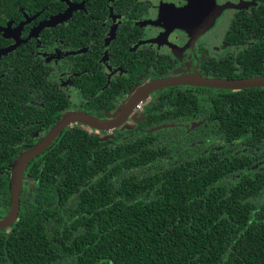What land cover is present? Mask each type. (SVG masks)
<instances>
[{"label":"trees","instance_id":"trees-1","mask_svg":"<svg viewBox=\"0 0 264 264\" xmlns=\"http://www.w3.org/2000/svg\"><path fill=\"white\" fill-rule=\"evenodd\" d=\"M261 42L236 59L258 71L247 75L264 76V58L247 62L256 48L264 56ZM184 89L158 92L126 142L61 131L27 167L16 221L0 230V263L264 264V87ZM198 115L197 127L149 133ZM16 146L0 142V168ZM8 193L5 180L0 216Z\"/></svg>","mask_w":264,"mask_h":264},{"label":"flooded vegetation","instance_id":"flooded-vegetation-1","mask_svg":"<svg viewBox=\"0 0 264 264\" xmlns=\"http://www.w3.org/2000/svg\"><path fill=\"white\" fill-rule=\"evenodd\" d=\"M187 1L0 0V142L19 148L9 164L0 168V183L8 180L9 189V208L0 219L11 207L14 163L64 116L84 114L101 122L117 121L116 128L105 131L79 121L65 129L81 126L100 141L126 142L131 135L123 134L145 120V112L152 108L160 91L241 90L182 84L155 90L130 103L155 82L193 77L231 82L264 78L247 75L258 71H247L236 60L240 51L264 39V0H213L212 11H206L196 0L199 9L193 13H213L211 24L200 26L198 21L191 27L187 20L182 29L173 28L167 39L159 38L163 25L149 22L158 18L160 5H186ZM248 19H255L257 25L250 26ZM257 57L264 58L256 48L247 54V62ZM227 60L231 61L228 66ZM223 61V70L217 71L215 63ZM18 70L31 73L33 80L15 79L12 84V75ZM13 86L15 89L10 91ZM200 118L177 116L149 133L167 127L194 128ZM129 121H133L131 127L126 125ZM36 157L27 163L21 186L29 163ZM5 205L0 199V207Z\"/></svg>","mask_w":264,"mask_h":264},{"label":"water","instance_id":"water-1","mask_svg":"<svg viewBox=\"0 0 264 264\" xmlns=\"http://www.w3.org/2000/svg\"><path fill=\"white\" fill-rule=\"evenodd\" d=\"M206 11H212L211 4H214L213 0H200ZM213 13H207L204 16L201 15L200 26H207L211 24ZM182 84H196L198 86H205L210 88H232V89H242V88H254V87H264V78L260 79H249V80H240V81H223V80H212V79H203L199 77L193 78H173V79H164L158 82H155L145 89H143L139 95L133 97L130 103H133L135 100H139L143 95L149 94L155 90H159L162 88L182 85ZM79 121L83 124H86L90 127L99 129V130H110L116 128V122H101L90 118L84 114H71L68 116H64L60 121H58L55 126L49 131L46 137L32 149L22 154L14 163L13 166V175L11 180V207L8 214L0 220V229H4L14 224L16 221L18 212H19V196L21 190V180L23 171L27 165V163L41 154L53 141L54 139L61 133L63 129H65L71 122ZM161 128V127H159ZM3 264V263H0Z\"/></svg>","mask_w":264,"mask_h":264},{"label":"rangeland","instance_id":"rangeland-1","mask_svg":"<svg viewBox=\"0 0 264 264\" xmlns=\"http://www.w3.org/2000/svg\"><path fill=\"white\" fill-rule=\"evenodd\" d=\"M196 8L199 9L196 0H188L186 5L177 6L173 2H166L164 5H160L158 18L154 21H150L149 24L153 26L163 25V31L158 33V37L162 39H167L168 33L173 31V28H181L186 24V21H189L191 27H194L198 21L201 20L200 13H193V10ZM133 120L136 119V115H133ZM127 127L133 125V121H129ZM101 139H104L105 136L100 135ZM239 150V147H236V151Z\"/></svg>","mask_w":264,"mask_h":264}]
</instances>
